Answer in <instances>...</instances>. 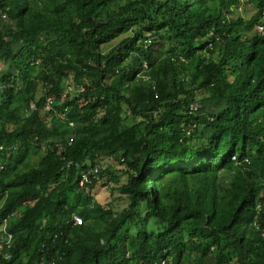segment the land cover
<instances>
[{"label":"trees","instance_id":"trees-1","mask_svg":"<svg viewBox=\"0 0 264 264\" xmlns=\"http://www.w3.org/2000/svg\"><path fill=\"white\" fill-rule=\"evenodd\" d=\"M249 1L250 18L242 0H0V264H264V0ZM68 83L83 90L61 101Z\"/></svg>","mask_w":264,"mask_h":264},{"label":"rangeland","instance_id":"rangeland-1","mask_svg":"<svg viewBox=\"0 0 264 264\" xmlns=\"http://www.w3.org/2000/svg\"><path fill=\"white\" fill-rule=\"evenodd\" d=\"M255 4L252 1L249 0H242V3H240L238 6H236L234 8L235 14H241V15H245L246 18H250V16L254 13L255 11ZM35 71H37V69H35ZM69 84V83H68ZM62 123H54V127L55 128H59V131H63V132H68L65 129L62 130ZM35 160H37V157H34L32 160H30V162H35ZM103 167H108L109 171H111V174L114 175L117 179H118V184L119 182H124L126 180V175L123 174V165L119 164L117 161L115 160H108V162L106 164L103 165ZM107 178V179H106ZM117 185V183L110 181L109 180V176L104 174L103 178L101 179V182L97 184L98 190H97V194H98V199L99 202L102 204H105L106 202L109 201V199L111 197H109V190L110 187H115ZM117 196H119V192L117 190H115L113 192V198H117ZM117 201V200H115ZM97 209L93 208V212H96ZM93 219H89L88 221H92Z\"/></svg>","mask_w":264,"mask_h":264},{"label":"built area","instance_id":"built-area-1","mask_svg":"<svg viewBox=\"0 0 264 264\" xmlns=\"http://www.w3.org/2000/svg\"><path fill=\"white\" fill-rule=\"evenodd\" d=\"M5 15H3L4 17ZM259 30L263 29L262 25L258 26ZM212 33V32H211ZM83 90V87L79 84V85H74V84H67L66 87L64 88V90L62 91V93H60V100H64L67 98V95L70 93H74L75 91H81ZM57 101L56 97L54 95H49L46 97V101L44 104V110L46 112H52L54 111V104ZM31 108H34V104L30 105ZM199 107V105L197 103H192L190 105L191 110H197V108ZM67 108L64 107L63 112L59 113L60 118H65L67 119L65 112H66ZM69 124H73L72 121H69ZM233 160H235L236 158L233 156L232 157ZM98 168L99 166L96 165L92 170L90 171H85L82 172L80 175V178L78 180V184L80 187L85 186L87 183H90L93 179L97 178V174H98ZM71 222L73 225H80L83 223V218L76 212L73 211L72 215H71ZM8 238L10 239V235L8 236ZM10 241V240H9ZM52 264V263H51ZM155 264H174V263H168L166 260L162 259L159 263H155Z\"/></svg>","mask_w":264,"mask_h":264}]
</instances>
